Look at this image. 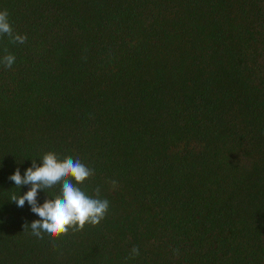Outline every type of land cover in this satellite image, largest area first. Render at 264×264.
Returning <instances> with one entry per match:
<instances>
[{
  "label": "trees",
  "instance_id": "trees-1",
  "mask_svg": "<svg viewBox=\"0 0 264 264\" xmlns=\"http://www.w3.org/2000/svg\"><path fill=\"white\" fill-rule=\"evenodd\" d=\"M5 9L27 40L0 36V264H264V0ZM49 151L109 201L57 240L24 230L39 217L10 196L30 186L8 179Z\"/></svg>",
  "mask_w": 264,
  "mask_h": 264
},
{
  "label": "clouds",
  "instance_id": "clouds-1",
  "mask_svg": "<svg viewBox=\"0 0 264 264\" xmlns=\"http://www.w3.org/2000/svg\"><path fill=\"white\" fill-rule=\"evenodd\" d=\"M8 15L6 9L0 11V36L7 35L12 43H25L27 37L14 33ZM14 62L15 57L11 54L0 59V63L6 68H11ZM39 161L40 164L37 165L33 159L32 166L24 171L23 176L17 168L8 177L18 189L22 185L30 186L23 195L12 193L10 196V201L17 207H23L27 202L31 212L39 217L30 225L25 223L23 226L25 231L30 228V235L37 239L57 240L70 231L72 233L82 231L85 225L96 226L105 218L109 201L99 198V189L96 190V198H93L81 188L83 182L94 174L93 169L78 158L60 159L51 151L44 153ZM112 183L115 185L116 182ZM38 190L47 196L49 192L58 190V193L38 204ZM138 255L139 249L134 247L129 258Z\"/></svg>",
  "mask_w": 264,
  "mask_h": 264
}]
</instances>
